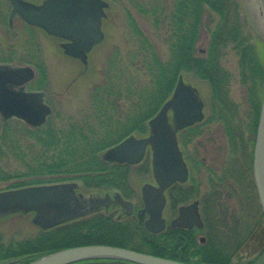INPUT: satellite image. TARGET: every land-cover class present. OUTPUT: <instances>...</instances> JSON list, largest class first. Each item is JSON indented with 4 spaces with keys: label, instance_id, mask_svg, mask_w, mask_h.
<instances>
[{
    "label": "trees",
    "instance_id": "trees-1",
    "mask_svg": "<svg viewBox=\"0 0 264 264\" xmlns=\"http://www.w3.org/2000/svg\"><path fill=\"white\" fill-rule=\"evenodd\" d=\"M168 3L166 7L156 3L153 9H141L150 15L157 29L162 23L167 26V60L161 58L146 34L131 20L137 33L132 64L138 75L139 71L145 73L148 83L134 78L126 81L125 76L124 80L123 77H110L94 89V115L84 118L82 123L74 121L58 126L50 117L43 127L30 128L17 119L7 122L0 119V158L13 159L18 165L14 170L2 171L1 179L9 182L3 190L71 180L82 181L86 190L111 186L124 190L129 184L125 170L105 162L103 152L131 134H148V121L170 98L181 74L190 73L208 82L212 99L218 101L221 111L228 103L233 104L229 102L230 74L221 63L230 46L238 51L242 79L249 85L252 132L256 135L264 95V65L244 33L238 2L172 0ZM203 31L209 36L204 52L198 50ZM40 60L29 62L37 70V90L44 88L48 81ZM258 81H261L262 88L254 98L252 93ZM227 129L232 132L231 127ZM150 240L146 245H130L120 236L118 223L99 218L84 219L60 228L42 230L32 239L0 249V262L18 260L16 264H27L62 249L94 244L177 259L173 251L165 250L161 235Z\"/></svg>",
    "mask_w": 264,
    "mask_h": 264
},
{
    "label": "rangeland",
    "instance_id": "rangeland-1",
    "mask_svg": "<svg viewBox=\"0 0 264 264\" xmlns=\"http://www.w3.org/2000/svg\"><path fill=\"white\" fill-rule=\"evenodd\" d=\"M25 1L39 3L42 0ZM106 1L109 3L107 16L103 21L106 38L90 53L88 63L85 65L64 53L60 47L62 40L48 35L41 29L30 27L19 16L10 24V2L0 0V64L25 66L31 65L30 61L41 59L48 79L41 90L45 92L46 100L53 109L52 121L58 126L68 125L74 121L82 123L84 118L93 116L94 89L102 86L110 77H123L124 80L125 76L126 81L134 78L148 83L145 73L139 71L138 75L135 72L136 66L132 64V53L137 47V33L131 20H134L146 34L163 60L169 57L166 43L167 26L162 23L157 29L150 15L144 14L141 9H153L156 3L166 7L172 0ZM236 1L239 4L244 33L249 37V43L254 45L257 57L264 65V16L260 19L254 16L253 3L256 0ZM259 1L261 3H257L263 6L262 0ZM207 19L208 14L205 21ZM208 38L207 31H203L198 50H206ZM37 46L38 48H35ZM221 63L230 74L229 102H233L228 103L226 109L222 111L218 101L212 99V90L208 82L190 73L184 75L186 83L196 88L199 97L204 101L206 113V122L201 125L194 142L192 140L187 146V155L193 163L192 182H197L201 186L200 195L209 193L215 195L210 205L215 210L217 221L224 222L229 227H234L236 222L245 223L249 225L251 231L260 222L264 223V216L253 178L254 144L251 132L253 114L249 85L243 82L240 58L235 47L230 46L226 50ZM36 86L38 84L34 80L27 86V90H37ZM261 88L262 83L258 81L252 93L254 98L260 94ZM219 119H224L225 122ZM227 127H231L232 132L228 131ZM245 140L247 142L243 143ZM237 145L238 151L235 152ZM151 159L149 153L146 162L131 171L129 182L134 189L140 190L144 183L154 181L151 171L145 174L139 172L141 167L149 166ZM237 162L241 169L245 167V177L234 174L233 168ZM17 166L13 159L0 158V190L9 184L8 181L1 179L2 171L14 170ZM35 217L36 213L30 212L1 213L0 249L36 237L43 227L35 223ZM250 244L253 246V243ZM253 256L250 254L249 258ZM6 263L7 261L0 262ZM254 264H264V257H260Z\"/></svg>",
    "mask_w": 264,
    "mask_h": 264
},
{
    "label": "water",
    "instance_id": "water-1",
    "mask_svg": "<svg viewBox=\"0 0 264 264\" xmlns=\"http://www.w3.org/2000/svg\"><path fill=\"white\" fill-rule=\"evenodd\" d=\"M12 19L18 14L27 24L45 30L49 35L66 42L64 52L88 62L92 49L105 39L102 29L105 0H45L36 5L23 0H10ZM36 76L30 66L0 65V115L3 121L16 118L32 128L42 127L52 113L42 91H27L26 84ZM204 103L198 92L184 81L181 75L170 99L150 119V134L138 138L131 135L109 148L103 155L106 161L138 164L151 147L154 177L158 186L145 184L142 188L145 211L149 218L146 228L154 233L163 228L162 212L166 197L164 191L175 182H185L189 177L188 166L180 151L176 132L170 124V114L177 129L194 125L204 119ZM254 180L264 213V97L254 147ZM74 183H57L28 186L0 192V213L16 211L37 212L36 224L49 228L75 219L88 207L77 202ZM121 202L132 208L130 202ZM182 216L193 214V222L202 225L198 202L181 208ZM181 218L177 220L179 224ZM117 259L133 264H185L125 248L109 245H85L62 249L40 257L28 264H74L93 259ZM15 262H10L13 264Z\"/></svg>",
    "mask_w": 264,
    "mask_h": 264
},
{
    "label": "flooded vegetation",
    "instance_id": "flooded-vegetation-1",
    "mask_svg": "<svg viewBox=\"0 0 264 264\" xmlns=\"http://www.w3.org/2000/svg\"><path fill=\"white\" fill-rule=\"evenodd\" d=\"M43 1L44 0L36 4H40ZM256 1L253 3L255 4L253 5V7H255L254 16H257L256 19H260L261 16L262 18L264 16V5L260 6L257 2L261 3V1ZM262 2L264 4V0H262ZM256 9L259 11H256ZM12 20H9L10 24L12 23ZM203 111L204 119L192 126L177 129L172 122V128L176 132L180 151L182 152L184 160L188 166L189 177L185 182L173 183L164 191L166 202L162 212L163 228L161 232H151L145 226V222L149 215L145 211L142 188L145 184L158 186L154 178L152 159L149 166L141 167L139 172L145 174L151 171L154 181L144 183L140 190L134 189L133 185L129 182V176H131L130 174L133 168L145 163L146 159L138 164L105 161L112 166H120V170H125L129 184L124 190L112 186L109 188L100 187L86 190L80 180L66 181L68 183L76 184L74 191L77 196L78 205L81 208L88 207V209L75 219L64 224L52 226L49 229L60 228L64 225L84 219L99 218L118 223L120 226V236L130 245H146L150 243V238L161 235V244L164 246L165 250L168 252L173 251V255L177 258L172 260L183 263H187L185 261L191 262L187 264H254L260 257H264V223L260 222L257 227H254L249 231L250 227L245 223L242 224L236 222L234 227H229L228 224H224V222H218L214 214L215 210L210 205L211 200L215 195L209 193L201 196V186L197 182H192L193 163L187 155V146L192 140L194 142L197 135H199L198 131L200 130L201 125L206 122L205 103ZM215 119H217V117ZM192 129H196L194 130V133H190V130ZM252 134L254 142L255 135L253 132ZM238 146L239 145H237L235 152L238 151ZM242 148L244 149L245 147L242 146ZM149 153H151L150 147L148 148L147 155ZM244 170L245 167L243 166L241 169L238 162L236 167L233 168L234 174L239 177H245ZM121 198L130 202L132 208H129L127 204L122 203ZM194 202H198V210L202 220L201 226L192 223L194 217L191 212L182 216L181 208L189 206ZM180 218L181 222L178 224L177 220ZM143 236L146 238V243L143 241ZM250 243H253V246H251ZM250 254L254 255L253 258H249ZM81 263L133 264L123 260L106 258L94 259Z\"/></svg>",
    "mask_w": 264,
    "mask_h": 264
}]
</instances>
